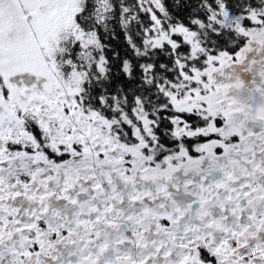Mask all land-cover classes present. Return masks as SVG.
Returning <instances> with one entry per match:
<instances>
[{"label": "snow or ice", "instance_id": "6c2138e0", "mask_svg": "<svg viewBox=\"0 0 264 264\" xmlns=\"http://www.w3.org/2000/svg\"><path fill=\"white\" fill-rule=\"evenodd\" d=\"M0 264H264V0H0Z\"/></svg>", "mask_w": 264, "mask_h": 264}]
</instances>
